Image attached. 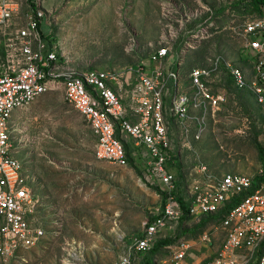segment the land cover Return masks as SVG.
Masks as SVG:
<instances>
[{"label":"built area","instance_id":"built-area-1","mask_svg":"<svg viewBox=\"0 0 264 264\" xmlns=\"http://www.w3.org/2000/svg\"><path fill=\"white\" fill-rule=\"evenodd\" d=\"M170 5L163 16L161 37L148 59L122 68L81 70L68 64L60 45L47 41L42 33L43 0H30L23 25L15 34L6 33L9 36L0 46V264L36 246L46 235L36 224L40 202L33 186L36 177L17 155L14 120L18 110L43 94L63 88L66 100L90 126L100 160L126 167L137 155L144 163L147 182L164 187L162 203L142 234L111 264H135L136 255L152 251L159 236L167 232L179 236L176 232L185 213L177 197L175 141H187L192 126L197 127L199 138L207 120L221 109L225 96L213 89L214 77L227 70L235 86L250 89L264 111V4L259 15L241 25L247 55L254 58L255 79L250 83L242 68L219 56L209 67L190 68L186 87V51L172 54L174 42L180 34H190L186 47H192L218 18L210 7L188 4L183 6L188 11L179 18L176 13L182 6ZM18 12L13 0H0V29L7 28ZM196 22L208 25L191 35L188 28ZM183 194L189 216L214 217L211 228L224 231L207 264H264V158L254 174L227 173L217 180L205 175ZM202 239L211 243V231L203 233ZM177 247L181 250L172 264L180 263L190 243L180 238Z\"/></svg>","mask_w":264,"mask_h":264},{"label":"rangeland","instance_id":"rangeland-1","mask_svg":"<svg viewBox=\"0 0 264 264\" xmlns=\"http://www.w3.org/2000/svg\"><path fill=\"white\" fill-rule=\"evenodd\" d=\"M13 1L19 12L7 28L0 29V46L9 36L6 33L15 34L30 11V0ZM173 2L182 6L176 13L179 18L188 11L183 7L187 4L210 7L218 18L192 47H186L190 34H180L174 42L172 54L186 51L185 87L190 68L209 67L219 56L242 68L250 83L255 79L254 58L247 55L241 26L245 19L259 15L252 0H43L46 18L41 30L60 45L70 65L81 70L122 68L148 59L166 23V8ZM206 25L196 22L188 29L197 34ZM214 79L213 89L225 96L221 109L207 120L199 138L192 126L187 141H175L178 198L205 175L212 180L227 173L251 175L262 163L264 111L255 95L248 88L239 90L225 69ZM14 120L17 155L36 177L33 186L40 197L36 224L46 235L7 264L115 262L161 205L159 191L164 187L156 183V190L147 182L137 155L126 167L100 160L90 126L66 100L63 88L18 110ZM128 144L133 147L132 141ZM140 257L136 264H144Z\"/></svg>","mask_w":264,"mask_h":264},{"label":"crops","instance_id":"crops-1","mask_svg":"<svg viewBox=\"0 0 264 264\" xmlns=\"http://www.w3.org/2000/svg\"><path fill=\"white\" fill-rule=\"evenodd\" d=\"M181 220L182 229L178 233V237L168 233L160 236L152 251L141 252L136 255L135 264L138 255L141 256L140 260L145 258L144 264H172L175 253L181 250L177 247L180 238L188 240L190 248L186 250L185 257L179 264H207L219 248L224 237V231L211 228L215 220L214 217H202L201 220H198L184 214ZM208 231H211L213 238L211 243L202 239V234Z\"/></svg>","mask_w":264,"mask_h":264},{"label":"trees","instance_id":"trees-1","mask_svg":"<svg viewBox=\"0 0 264 264\" xmlns=\"http://www.w3.org/2000/svg\"><path fill=\"white\" fill-rule=\"evenodd\" d=\"M241 3V1H239V2H237L235 5H239ZM252 3H253V6L257 9V10H259V13L261 12V9H260V6H261V4H264V0H252ZM43 33V35H44V38L47 40V41H50V38L47 36V34H45L44 32H42ZM260 151H261V156H262V161H263V149L261 148L260 149ZM162 186V185H161ZM153 188H155L156 190H158L157 189V187L156 186H152ZM163 187V186H162ZM162 190V189H161ZM159 193L161 194V195H163V193H162V191H159ZM179 201H180V204H181V206H182V209H183V211H184V213L185 214H188V206H187V204H186V202L183 200V198L181 197H179Z\"/></svg>","mask_w":264,"mask_h":264}]
</instances>
